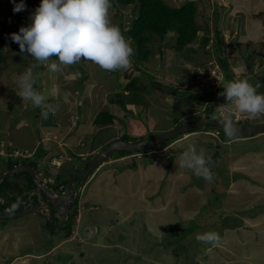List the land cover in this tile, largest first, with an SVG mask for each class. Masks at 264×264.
Wrapping results in <instances>:
<instances>
[{
    "label": "rangeland",
    "instance_id": "rangeland-1",
    "mask_svg": "<svg viewBox=\"0 0 264 264\" xmlns=\"http://www.w3.org/2000/svg\"><path fill=\"white\" fill-rule=\"evenodd\" d=\"M165 1L177 6L189 0ZM195 1L196 18L202 27L199 39L207 32L214 36L218 26L227 43L224 54L229 58L233 77L223 75L219 85L247 80L256 90L263 89L264 0ZM111 5L110 22L128 37L124 32L135 17L133 6H121L116 0H111ZM13 7L11 0H0V20L8 25L0 64V155L4 157L10 151L14 155L16 149L23 154L21 157H34L42 146L50 150L39 161L42 165L48 163L47 157L54 156L48 163L54 173L64 160L71 159L69 150L86 161L111 136L126 131L132 137H148L194 119L190 111L198 114L196 117L204 116L209 103L223 117L227 107L233 109L232 119L236 114H246L235 111L221 95L223 86L212 87L209 77H217L214 68L220 67L218 56L206 52L209 46L200 47L199 40L192 44L197 48L194 53L177 51L171 46L173 40L166 44L155 40L151 44L154 54L143 64L145 75L132 63L125 70L104 71L84 60L52 72L47 64L58 63L57 58L38 64L11 40V33L32 22L30 17L14 13ZM205 61L215 66L199 77L197 67ZM82 69L89 78L84 79L80 89ZM27 73L31 74L33 90L44 97L40 108L17 95L20 77ZM134 75H140L148 87L144 101L127 104L133 111L127 115L118 104L110 102V97L124 90ZM198 78L202 79L200 84ZM154 79L178 86L182 103L177 106L175 97L154 90ZM186 97L201 101L196 103ZM103 109L113 111L124 123L95 126L93 120ZM42 112L48 115L46 119ZM219 114L216 113L220 118ZM210 133L206 128L187 133L164 150L159 149L165 154L109 160L83 187L70 238L60 237L62 231L54 230L57 220L48 225L44 214L0 218V264H264V132L231 140L217 133L216 137L208 136ZM189 144L196 147L197 154L203 149L205 157L219 153L213 165H207L214 174L211 182L179 167V158ZM6 168L0 156V173ZM199 212L203 230L195 233L192 219ZM237 217L245 218L234 227ZM186 229L191 232L181 238L178 235L176 240V234ZM209 231L220 235L215 246L196 239L197 234Z\"/></svg>",
    "mask_w": 264,
    "mask_h": 264
},
{
    "label": "trees",
    "instance_id": "trees-1",
    "mask_svg": "<svg viewBox=\"0 0 264 264\" xmlns=\"http://www.w3.org/2000/svg\"><path fill=\"white\" fill-rule=\"evenodd\" d=\"M116 1L119 4H121V6H128V5L133 6L131 11L135 15V17L131 21L132 22L131 27L124 33L127 34V36L131 39L129 43L131 47L134 49V55L131 57V63L134 65L135 69L142 71L144 75H145L144 73L145 70L143 68V64L154 54V48L151 46V44L154 43L155 40H162V43L164 44L169 43V41L173 40L174 42L171 44V46H173L179 52L187 51L188 53L197 52V48L193 47L192 44L196 43L199 40L202 45L200 47H205L208 43H211V41H213L211 44L212 45L211 49L210 50L207 49L206 52H210L211 50L215 51L217 53L218 61L221 70L223 72V75L228 74V76L231 75L233 77L231 68L229 66L230 63L229 58L226 54H224L225 53L224 46H226L227 43L225 42L223 35L219 31L218 26H216L215 29L216 33L214 36H211L207 32L203 37L199 39V32L201 31L202 27L199 25L196 18L198 7H197V2L195 0H189L177 6L171 5L165 0H116ZM21 2L25 5V8L19 13L24 14L25 16L28 17H31L35 9L40 4V0H15L16 4H19ZM215 14L218 15V11H216ZM7 33H8L7 23L0 20V64L4 60L3 47L6 42ZM169 33H172V35L168 39L167 36ZM128 37L125 36L126 39H128ZM166 39L168 40L166 41ZM161 46L162 44L159 47L161 48ZM207 62L208 61H205L204 63H200V65L197 68L205 67ZM82 72L84 74H82L80 78V83L78 87L80 89L83 88L84 79L89 78V74H87L85 70L82 69ZM161 84H164L165 87H162ZM147 87L148 84L144 81V79H142L140 75H134L132 76V78H130V81L125 85L124 90L115 92L110 97V102L118 104L121 108H123L127 112V115L133 114V111L127 108V104L129 103L137 104L139 102L144 101L143 98L147 90ZM151 87L154 90L157 91L159 90L160 92H162L164 96L175 97V104L179 106L182 95L178 94L180 93L178 86L171 83H167L164 80L158 81L154 79L153 85H151ZM220 87H222V84L219 85V88ZM125 91H128V93H125ZM259 92L264 93V88L257 90V93ZM197 97L202 98V96H197ZM186 98H190L194 100L196 103H200L199 101H201L196 98H191V97H186ZM210 100H207L206 102L208 103V101ZM207 103H203V104L207 106ZM212 105L213 104L209 103L207 107L205 106L206 108H204V116L212 117L217 112L219 114V111L218 109L215 108V105L214 106ZM47 112L51 114V111H47ZM190 113H193L192 116L195 115V118L198 115L195 114L193 111H190ZM187 114L188 113H186V115ZM219 115H220V119L222 120L223 116L221 114ZM260 117L264 118V113L260 114V116H258L257 118H252V119H239V120L233 119L234 122L233 125L235 127H245L253 123H256L258 121L264 120L263 118L260 119ZM118 121L124 123V120H122V118L118 116L116 113H114L111 110L109 111L107 109H103L96 115V117L93 120V124L97 127L104 125L110 126L116 124ZM175 121L179 122V120L177 121V118ZM176 126H178V124H175V126L172 127H176ZM201 128H206V130L211 132L210 134H208V136L210 135L215 136V134L217 133L219 136L222 134L223 139H228L224 131L211 124H208L206 127H197L192 131L194 132ZM119 138L126 141H136L143 139V136L132 137L127 132H125ZM177 138H179V136L174 137L172 140ZM108 144L110 143H106L103 146L106 147ZM40 147L39 148L41 150L39 149L37 152H35L34 157H29V156L21 157V155L19 157H15L13 153L10 155L12 151L9 152V155L7 157L0 155L1 158L4 159V163L7 167L2 172H5L18 164L32 165L34 169L38 173H40L42 181H44V179L46 178L47 179L50 178L53 180V181L44 182L45 185L48 186V188H50L53 192H56L61 196H63L69 176L74 172L85 168L88 165L89 161L88 160L82 161L81 160L83 158L82 155L75 153V151L73 150H69V152L74 156L70 155L71 159L64 160V163L60 166L59 170L57 172L52 173L50 171L51 165H49L50 164L49 162L53 160L54 156L50 158L47 157V161L49 164L44 163L41 165L39 160L45 156H48V152L50 149H46V148L44 149L42 146ZM141 152H147V150ZM126 154H130V152L125 150H120L113 156V159L122 157ZM60 155L63 154H59L57 156ZM218 157H219V153L216 152L206 155V159L210 160L209 164L211 165H213L212 164L213 160H217ZM72 158H78V159L80 158V159L78 161H74ZM42 172H44V175L42 174ZM211 172L214 177L213 170H211ZM89 179L90 178L82 182L83 183L82 188L86 186ZM79 184H80V179H76V181L72 186V190L73 191L76 190ZM37 191L39 192V194H37ZM81 193L82 190H80V192L77 194L75 201L71 206L70 211L67 213V215L62 217L61 215H58L60 213L52 207L46 195L37 187L31 174L22 171V172L14 173L13 175H10L4 180L0 181V213L8 214V215L13 214L16 211L26 209L29 206H39L41 204V200H44L49 207V218H47V220H49L48 225H50L51 223L54 225V222L57 220V225H55L54 230H59L60 232L62 231L60 237L70 238L73 235V227L76 223L75 218L80 208ZM26 201H30L33 204L28 205L29 202ZM200 216H202V212L196 214V216H194V218L192 219L195 226V233L200 232V230H203L202 225L199 224L201 223L200 219L202 218V217L200 218ZM10 218L12 217L3 218V220ZM190 232L191 229L183 230L182 233L179 232L176 234L175 239L178 240L177 239L178 235L181 238L183 234H185L184 236H186V234ZM162 242L164 244L166 240Z\"/></svg>",
    "mask_w": 264,
    "mask_h": 264
},
{
    "label": "clouds",
    "instance_id": "clouds-1",
    "mask_svg": "<svg viewBox=\"0 0 264 264\" xmlns=\"http://www.w3.org/2000/svg\"><path fill=\"white\" fill-rule=\"evenodd\" d=\"M11 2L14 4V13L24 10L25 5L22 2L19 4H16L15 0H11ZM111 6V0H40L39 6L30 17L32 21L31 24L29 26H21L18 32L10 34V38L14 43L19 45L22 54L27 53L33 60L38 62V64L44 65L52 57L57 58L58 63L52 62L47 64L49 70L52 72L59 71L60 66L68 68L74 64L80 63L82 60L91 61L104 71L125 70L131 65V57L134 55V49L122 34L120 28L110 22L109 9ZM212 42L213 41L206 45L209 46L208 50L211 49ZM211 52L216 53L213 50H211ZM214 66L215 63L212 62L210 66L206 64L205 67L197 68L198 76L201 77L200 74L211 72ZM220 68L221 67L217 70L214 68L218 79L217 77L208 76L214 88H216L221 79L224 78ZM30 76L31 74L27 73L20 77L17 95L22 100L31 101L33 107L40 108L44 97L33 90ZM197 80L199 84L202 81V79L200 81L199 78ZM222 86L224 91L221 95L225 96L226 101L234 107L235 111L246 113L244 115L236 114L235 120H239V116L242 117L241 119L257 118L260 114L264 113V95L258 94L256 88L247 80L226 81L222 83ZM55 90L59 92L58 87H56ZM68 95H70V93H68ZM65 100L67 101V97H65ZM220 114L223 116L222 112H220ZM232 115L233 109L228 107L224 110V117L222 120L218 115H213V119L222 124L225 135L229 140L235 137L236 131L233 125ZM42 116L46 119L48 115L42 112ZM172 128L175 127L169 129ZM125 132L126 131H123L120 135H116V138L109 143L120 139L119 137ZM190 132L193 131L189 130L186 133H181L176 136L181 138L183 135ZM151 135L153 134L149 136ZM174 137L165 140L153 148L130 152V154H126L122 157L133 155L138 158L140 155L144 156L152 153L165 154V152H159V149L164 150L169 144H173L179 139L172 140ZM145 138L147 137H143V139ZM143 139L136 141H141ZM104 148V146H101L88 161ZM146 150L147 152H141ZM16 151L18 153H15ZM12 153L13 152H11L10 155ZM20 155L23 154L19 152L18 149L14 150L15 157H19ZM113 155L101 166L105 165L109 160H115L113 159ZM136 158L133 159L134 163L136 162ZM209 162L210 160L206 159L203 149L197 154L196 147L189 144L188 149L184 151L179 158V167L188 168L192 170L196 176L211 182L213 175L210 168L207 166ZM101 166L98 169H100ZM136 167L138 166L136 165ZM98 169L89 177L90 179ZM37 174L42 183L53 181L50 178H46L42 181L40 173L37 172ZM82 189L81 186L80 190ZM54 193L60 195L56 192ZM37 194H39V192ZM42 203L47 207L42 205ZM39 206L41 208L43 207L45 210L42 211L49 215V207L44 200H41ZM244 218L245 217H237L234 227L239 226ZM196 239L204 244L215 246L220 242V235L214 231H209L203 234H197Z\"/></svg>",
    "mask_w": 264,
    "mask_h": 264
},
{
    "label": "water",
    "instance_id": "water-1",
    "mask_svg": "<svg viewBox=\"0 0 264 264\" xmlns=\"http://www.w3.org/2000/svg\"><path fill=\"white\" fill-rule=\"evenodd\" d=\"M208 124L214 125L219 129L223 130L222 124L217 122L213 119V117L203 116L194 118L188 122H185L175 128L162 131L160 133L153 134L141 141H126L122 139H118L109 145H107L104 149L100 150L88 163V165L79 170L74 172L70 175L67 180L65 186V193L63 196L55 194L50 188H48L44 183L41 182L40 177L37 174V171L34 169L32 165H15L13 168L3 172L0 174V181L4 180L10 175L18 172H28L33 177V180L37 187L42 190V192L46 195L48 201L51 203L52 207L58 211L61 215H67L70 211L71 206L73 205L77 194L80 192L82 182L87 180L96 169H98L107 159H109L114 153L125 150L129 152H136L143 149H150L153 148L167 139H170L178 134L186 133L189 130H193L197 127L206 126ZM235 137L238 138H246L252 136L254 134L264 132V121H259L248 125L246 127H235ZM76 179H80V184L78 185L76 190H72V186ZM39 213L41 215L44 214L46 218H49V215L45 214L40 206H32L28 207L23 210H19L14 212L13 214H1L0 218H7V217H15L30 213Z\"/></svg>",
    "mask_w": 264,
    "mask_h": 264
},
{
    "label": "crops",
    "instance_id": "crops-1",
    "mask_svg": "<svg viewBox=\"0 0 264 264\" xmlns=\"http://www.w3.org/2000/svg\"><path fill=\"white\" fill-rule=\"evenodd\" d=\"M235 6H238V5H235ZM238 8H239V7H238ZM238 8H236V9H238ZM115 136H116V135H115ZM115 136H111V139H109L107 142H105V144L111 142L112 140H114V138H116ZM36 146H37V145H36ZM36 146H35V147H36ZM95 146L97 147L98 144H96ZM98 148L100 149V148H101V145H99ZM97 150H98V149H97Z\"/></svg>",
    "mask_w": 264,
    "mask_h": 264
}]
</instances>
